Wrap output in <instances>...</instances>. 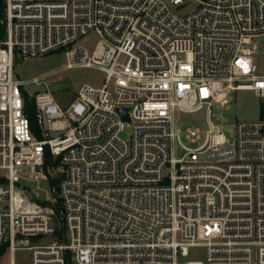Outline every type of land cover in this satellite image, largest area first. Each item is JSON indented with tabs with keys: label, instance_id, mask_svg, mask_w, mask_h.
<instances>
[{
	"label": "built area",
	"instance_id": "obj_1",
	"mask_svg": "<svg viewBox=\"0 0 264 264\" xmlns=\"http://www.w3.org/2000/svg\"><path fill=\"white\" fill-rule=\"evenodd\" d=\"M184 1L0 0L9 264L17 249L30 264H264V0H192L180 13ZM91 32L89 50L78 41ZM57 50L65 67L102 71L101 85L82 83L63 105L45 74L14 77L17 56ZM238 90L262 99V115L237 120L229 140L221 109ZM199 110L206 127L182 129V115ZM40 235L51 239L30 243ZM194 247L201 256L188 257Z\"/></svg>",
	"mask_w": 264,
	"mask_h": 264
},
{
	"label": "rangeland",
	"instance_id": "obj_2",
	"mask_svg": "<svg viewBox=\"0 0 264 264\" xmlns=\"http://www.w3.org/2000/svg\"><path fill=\"white\" fill-rule=\"evenodd\" d=\"M196 8V3L192 0L184 1L176 6L180 13H188ZM97 40L95 33L91 32L85 35V38L80 39L78 42L82 43L86 48L91 50ZM258 45L264 44V35L255 38ZM66 57L62 50L53 51L42 56L26 57L17 56L13 74L14 77L21 79H29L36 74L43 73L46 76V82L49 89L52 91L60 104L67 105L74 97L79 86L84 83H91L94 85H101L104 79V73L96 67H86L73 65L65 67ZM259 70L264 72V58L259 61ZM25 88L33 93L34 91H42L45 89L43 84L34 85L27 84ZM231 101L227 107L221 109L225 119L224 132L229 140L234 136L233 124L237 120L242 119H255L262 115L261 112V98L255 96L251 91L238 90L230 93ZM182 118L187 119L185 123L181 124L182 129L186 126H199L200 128L206 127L204 119V111L199 110L194 113L182 115ZM132 131L131 125H126L119 133L120 137L127 138ZM189 145H192L189 143ZM180 150H176L175 155L179 156ZM30 243H43L49 242V235H40L38 237H30ZM201 247H194L190 250L188 257L201 256ZM14 261L16 264H30L31 256L28 249H17L13 253ZM10 254L8 251L0 253V264H9Z\"/></svg>",
	"mask_w": 264,
	"mask_h": 264
},
{
	"label": "trees",
	"instance_id": "obj_3",
	"mask_svg": "<svg viewBox=\"0 0 264 264\" xmlns=\"http://www.w3.org/2000/svg\"><path fill=\"white\" fill-rule=\"evenodd\" d=\"M57 51H59V50H57ZM23 100H24L23 111L25 112V114L28 117L30 128L36 136H40L36 117H35V105L33 102V98L27 92L24 91V99ZM0 253H2V248H0Z\"/></svg>",
	"mask_w": 264,
	"mask_h": 264
},
{
	"label": "water",
	"instance_id": "obj_4",
	"mask_svg": "<svg viewBox=\"0 0 264 264\" xmlns=\"http://www.w3.org/2000/svg\"><path fill=\"white\" fill-rule=\"evenodd\" d=\"M16 49H18V47H16ZM118 110L121 113L122 117L124 119H127L126 109L125 108H119Z\"/></svg>",
	"mask_w": 264,
	"mask_h": 264
}]
</instances>
